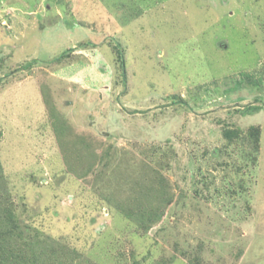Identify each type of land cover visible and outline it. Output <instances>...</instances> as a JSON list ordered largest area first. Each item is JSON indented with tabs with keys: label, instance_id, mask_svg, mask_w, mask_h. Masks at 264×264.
I'll return each mask as SVG.
<instances>
[{
	"label": "rangeland",
	"instance_id": "rangeland-1",
	"mask_svg": "<svg viewBox=\"0 0 264 264\" xmlns=\"http://www.w3.org/2000/svg\"><path fill=\"white\" fill-rule=\"evenodd\" d=\"M85 143L110 153L86 179L62 157ZM0 167V219L51 264H264V0H0ZM159 174L138 232L117 207Z\"/></svg>",
	"mask_w": 264,
	"mask_h": 264
},
{
	"label": "trees",
	"instance_id": "trees-1",
	"mask_svg": "<svg viewBox=\"0 0 264 264\" xmlns=\"http://www.w3.org/2000/svg\"><path fill=\"white\" fill-rule=\"evenodd\" d=\"M64 52V53H63ZM60 56L55 59L59 63V60L68 57L69 53L63 51ZM54 60V61H55ZM255 101H257L254 98ZM261 109L259 105L247 104L239 110L242 115L253 114L258 112ZM52 116V115H51ZM50 118L51 121L57 118V116H52ZM225 128L222 129V136L225 140L231 141L234 137H239V128ZM58 137L61 132L65 134L66 130L60 129L58 130ZM261 130L257 125H250L245 131V136L243 138H247L246 140L251 142L252 150L255 152L258 150L259 142H260ZM57 137V138H58ZM83 136H78L74 142H81ZM58 140V139H57ZM60 141V137H59ZM72 141V142H73ZM61 144V143H60ZM87 144V145H86ZM64 145V144H63ZM86 148L90 149V160H83L78 155L71 156L62 153V157L65 160V166L67 172L75 175L77 178H85L86 176L91 174L92 176H99L102 172L98 171L97 163L101 162L105 155H110L108 150H104V153H100V150H95L94 146L88 143H85ZM63 147V146H61ZM103 166L107 164V162L102 163ZM2 173L0 167V174ZM155 174L158 172L155 171ZM150 177V176H149ZM86 179V178H85ZM84 179V180H85ZM152 184H140L138 186V192L143 197V199H147L146 204L141 201L140 196H137L138 199L137 204L134 208H124L123 205L119 204L117 210L120 211L126 218H129L132 222L136 224V228L138 232H147L149 228L156 222H158L164 215L165 208L170 201V196L165 189L167 184L161 174L154 175ZM139 183V182H138ZM104 199L107 196H103ZM134 199V198H133ZM1 222L4 224L5 228L0 231V264H51L53 261L58 263L61 259V256L64 254L61 253L60 245L55 246L51 244L49 249L36 251L32 247H30L31 242L38 237H34L31 234L25 235L23 232L24 226H21L17 216L10 209L6 210L1 216ZM25 235V236H23ZM32 236V238H31ZM58 253L60 256L56 257L55 254ZM62 254V255H61ZM58 261V262H57ZM63 260H61L62 263Z\"/></svg>",
	"mask_w": 264,
	"mask_h": 264
},
{
	"label": "crops",
	"instance_id": "crops-1",
	"mask_svg": "<svg viewBox=\"0 0 264 264\" xmlns=\"http://www.w3.org/2000/svg\"><path fill=\"white\" fill-rule=\"evenodd\" d=\"M58 3H59V2H58ZM66 5H67V4H66ZM56 6H58V7H59V6H60V4H56ZM78 7H79V4H78ZM78 7H75V8H76V9H78ZM66 8H67V7H66ZM66 8H65V9H66ZM61 11H62V10H59V9L55 10V12H56V13H60V15H59L60 17H62V15H61V14H63V12H61ZM67 11H68V10H67ZM69 12H70V11H69Z\"/></svg>",
	"mask_w": 264,
	"mask_h": 264
}]
</instances>
